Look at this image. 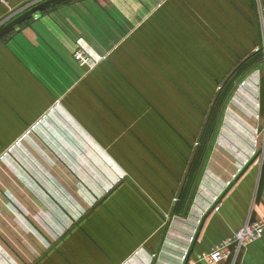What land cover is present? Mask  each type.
Wrapping results in <instances>:
<instances>
[{
  "label": "crops",
  "instance_id": "obj_1",
  "mask_svg": "<svg viewBox=\"0 0 264 264\" xmlns=\"http://www.w3.org/2000/svg\"><path fill=\"white\" fill-rule=\"evenodd\" d=\"M263 218L257 0H66L0 39V264H195ZM228 251L264 264V230Z\"/></svg>",
  "mask_w": 264,
  "mask_h": 264
},
{
  "label": "built area",
  "instance_id": "obj_2",
  "mask_svg": "<svg viewBox=\"0 0 264 264\" xmlns=\"http://www.w3.org/2000/svg\"><path fill=\"white\" fill-rule=\"evenodd\" d=\"M41 1L42 0L32 1L21 10V13L22 11H26L27 9ZM257 7L264 36V0H257ZM7 21L10 20L7 19L0 22V28L3 26L4 23L6 24ZM74 58L81 66L86 68H92L102 59V56L92 51L85 44L79 42V47L74 53ZM263 230L264 218L255 222H248L241 229L235 231L232 236L225 239L218 245L214 246L209 252L199 254L198 260L195 264H205V261H207L206 264H213L219 262L220 260L224 259L229 255L228 249L230 246L235 245L237 247V251H240L250 242L255 241L256 239L261 237Z\"/></svg>",
  "mask_w": 264,
  "mask_h": 264
},
{
  "label": "water",
  "instance_id": "obj_3",
  "mask_svg": "<svg viewBox=\"0 0 264 264\" xmlns=\"http://www.w3.org/2000/svg\"><path fill=\"white\" fill-rule=\"evenodd\" d=\"M66 0H42L41 2L35 4L34 6L30 7L23 13H20L19 15L15 16L13 19H11L9 22H7L4 26L0 28V39L11 29H13L15 26L20 24L25 19L36 15L38 12L43 11L44 9L51 7L55 4H58L60 2H63Z\"/></svg>",
  "mask_w": 264,
  "mask_h": 264
},
{
  "label": "rangeland",
  "instance_id": "obj_4",
  "mask_svg": "<svg viewBox=\"0 0 264 264\" xmlns=\"http://www.w3.org/2000/svg\"><path fill=\"white\" fill-rule=\"evenodd\" d=\"M16 149H18V150L16 151ZM24 151L25 150H23L22 147H17V146H15V149H13V153L16 152V158L18 159L16 161L17 165L20 168H22V170L25 171V157L22 156V155H25V152ZM19 196H21V194L14 193L15 201H18V199L20 198Z\"/></svg>",
  "mask_w": 264,
  "mask_h": 264
}]
</instances>
